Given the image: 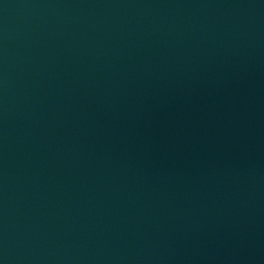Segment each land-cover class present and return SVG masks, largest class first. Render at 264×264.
<instances>
[{
  "label": "water",
  "instance_id": "95a60500",
  "mask_svg": "<svg viewBox=\"0 0 264 264\" xmlns=\"http://www.w3.org/2000/svg\"><path fill=\"white\" fill-rule=\"evenodd\" d=\"M0 264H264V0H0Z\"/></svg>",
  "mask_w": 264,
  "mask_h": 264
}]
</instances>
